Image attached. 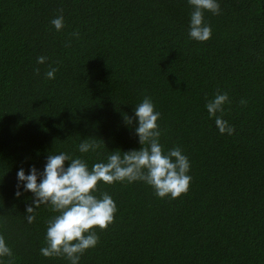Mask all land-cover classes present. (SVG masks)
Here are the masks:
<instances>
[{"label":"trees","instance_id":"1","mask_svg":"<svg viewBox=\"0 0 264 264\" xmlns=\"http://www.w3.org/2000/svg\"><path fill=\"white\" fill-rule=\"evenodd\" d=\"M218 3V14L203 13L211 37L198 42L187 35V0H0L6 262L67 264L39 253L55 213L41 205L26 222L31 194L13 197L16 170L41 168L58 151L91 167L109 150L138 147L121 113L148 96L162 148L177 146L190 162L188 190L169 199L142 181L98 182L117 211L79 264H264V0ZM57 15L60 31L49 22ZM38 56L47 59L37 64ZM50 67L53 79L44 76ZM219 91L229 97L221 115L231 136L204 108ZM87 136L101 144L97 152L76 150Z\"/></svg>","mask_w":264,"mask_h":264},{"label":"clouds","instance_id":"2","mask_svg":"<svg viewBox=\"0 0 264 264\" xmlns=\"http://www.w3.org/2000/svg\"><path fill=\"white\" fill-rule=\"evenodd\" d=\"M191 6L187 35L189 39L203 42L211 37V27L204 21L203 13L213 15L220 11L218 0H187ZM50 24L56 31L64 26L63 15L52 18ZM78 36V33H73ZM47 58L38 56L37 64ZM55 67H50L44 76L53 79ZM227 92H215L206 99L204 108L220 134L231 136L232 125L222 118L224 105L229 103ZM244 103V101H241ZM159 111L154 110L150 97L132 108V115L121 113L122 123L131 128L138 147L128 150H109L104 160L89 167L80 156L65 151L47 154L41 168L29 164L16 170L13 197L20 199L30 193V202L25 203L24 219L32 223L36 210L41 205L55 213L46 221L44 245L39 253L45 257H62L67 264H79L81 255L94 248L98 241L95 229L103 230L114 219L117 211L115 201L106 192H98V182L111 185L114 182L133 183L142 181L150 186L159 198L175 199L186 193L191 180L188 174L190 162L181 148L173 146L166 151L159 142L161 130L157 123ZM134 122V123H133ZM83 138L76 145L79 153H94L101 148L92 136ZM102 141L101 139H99ZM103 147H105L102 141ZM67 162V163H65ZM27 199V198H25ZM12 251L0 236V264H11Z\"/></svg>","mask_w":264,"mask_h":264}]
</instances>
